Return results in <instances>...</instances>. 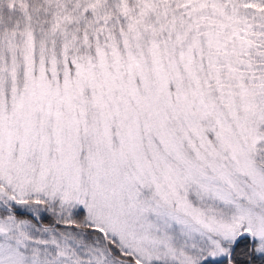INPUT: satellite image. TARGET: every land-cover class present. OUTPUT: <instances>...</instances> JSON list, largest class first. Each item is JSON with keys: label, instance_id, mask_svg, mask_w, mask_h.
<instances>
[{"label": "snow or ice", "instance_id": "obj_1", "mask_svg": "<svg viewBox=\"0 0 264 264\" xmlns=\"http://www.w3.org/2000/svg\"><path fill=\"white\" fill-rule=\"evenodd\" d=\"M0 264H264V0H0Z\"/></svg>", "mask_w": 264, "mask_h": 264}]
</instances>
